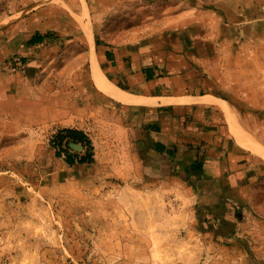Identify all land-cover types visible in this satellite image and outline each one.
Masks as SVG:
<instances>
[{"label": "rangeland", "instance_id": "374dc122", "mask_svg": "<svg viewBox=\"0 0 264 264\" xmlns=\"http://www.w3.org/2000/svg\"><path fill=\"white\" fill-rule=\"evenodd\" d=\"M151 12L150 0H0V264H264L261 190L247 212L201 211L186 183L137 168L115 112L92 110L93 31L126 34ZM230 41L214 77L238 141L262 157L264 21Z\"/></svg>", "mask_w": 264, "mask_h": 264}, {"label": "crops", "instance_id": "0c3cea01", "mask_svg": "<svg viewBox=\"0 0 264 264\" xmlns=\"http://www.w3.org/2000/svg\"><path fill=\"white\" fill-rule=\"evenodd\" d=\"M150 1L153 13L130 32L98 37L93 31L101 76L132 101L100 89L91 73L85 94L94 97L92 110L107 122L115 112L137 168L186 183L201 211L247 212L252 194L264 193V157L238 141L232 102L214 77L215 60L230 40L260 27L264 0ZM92 121L75 116L72 122L86 129ZM254 211L264 212V204Z\"/></svg>", "mask_w": 264, "mask_h": 264}, {"label": "bare ground", "instance_id": "6f19581e", "mask_svg": "<svg viewBox=\"0 0 264 264\" xmlns=\"http://www.w3.org/2000/svg\"><path fill=\"white\" fill-rule=\"evenodd\" d=\"M90 38L92 39V36ZM92 73H93L94 80H95L97 86L100 89H102L103 91H105L109 95H111L114 98L119 99L121 101H132L124 93H121L118 89L114 88L109 82L106 81V79H104L100 75L99 71L96 68V64L95 63H93ZM44 110H45V107L43 108V112H44ZM57 112H58V109H56L55 106H54V108L51 107L50 110H48V108H47L44 113H47L49 115L50 114L54 115ZM243 141L246 142V143L248 142L247 140L246 141L243 140ZM250 147H251V145H250ZM257 153H259V152H257ZM259 154H261L264 157V151H261Z\"/></svg>", "mask_w": 264, "mask_h": 264}, {"label": "trees", "instance_id": "16d2710c", "mask_svg": "<svg viewBox=\"0 0 264 264\" xmlns=\"http://www.w3.org/2000/svg\"><path fill=\"white\" fill-rule=\"evenodd\" d=\"M42 41V36H39V34H35L34 36H32L27 43L33 45L36 43H39ZM66 136L69 137V140L66 142V144H69L70 141L71 142H81L84 139V136L82 134V132L78 131V130H74V129H66ZM64 139V136L62 137ZM61 138V139H62ZM87 160V158H84L82 161ZM68 162H72V157L68 156Z\"/></svg>", "mask_w": 264, "mask_h": 264}, {"label": "water", "instance_id": "95a60500", "mask_svg": "<svg viewBox=\"0 0 264 264\" xmlns=\"http://www.w3.org/2000/svg\"><path fill=\"white\" fill-rule=\"evenodd\" d=\"M71 148H73L76 151H81L82 150V146L76 143H70L69 144Z\"/></svg>", "mask_w": 264, "mask_h": 264}]
</instances>
